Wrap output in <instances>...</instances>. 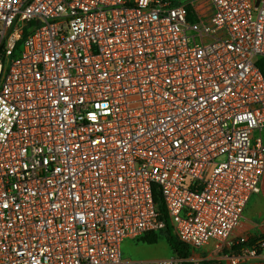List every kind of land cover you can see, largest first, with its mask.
Wrapping results in <instances>:
<instances>
[{
	"label": "built area",
	"instance_id": "2783aa9c",
	"mask_svg": "<svg viewBox=\"0 0 264 264\" xmlns=\"http://www.w3.org/2000/svg\"><path fill=\"white\" fill-rule=\"evenodd\" d=\"M262 129L264 0H0V264L258 258ZM155 186L187 258L123 257Z\"/></svg>",
	"mask_w": 264,
	"mask_h": 264
},
{
	"label": "trees",
	"instance_id": "16d2710c",
	"mask_svg": "<svg viewBox=\"0 0 264 264\" xmlns=\"http://www.w3.org/2000/svg\"><path fill=\"white\" fill-rule=\"evenodd\" d=\"M153 196L157 208L161 214V218L166 221V228L157 233L154 232L148 233L138 238V241L148 245H155L159 242L162 236H165V239L169 244L171 254L173 257L187 258L191 256L193 252L192 248L188 244L184 243L179 239V237L175 234L173 227L169 223L162 194L160 193V190H158V187L156 186L153 192ZM262 243H264V236L251 237L248 238V240L243 243L234 245L232 247V251L235 253H239L244 248L254 247L257 249V254L260 255L261 254L260 245ZM184 264H194V263L185 262ZM201 264H216V261H204Z\"/></svg>",
	"mask_w": 264,
	"mask_h": 264
},
{
	"label": "crops",
	"instance_id": "0c3cea01",
	"mask_svg": "<svg viewBox=\"0 0 264 264\" xmlns=\"http://www.w3.org/2000/svg\"><path fill=\"white\" fill-rule=\"evenodd\" d=\"M255 135L256 136L262 135V138L264 141V129H262L261 131H256ZM237 235L244 236L247 238L264 236V176L261 181V192L253 195L249 199L244 209L242 226L237 231ZM129 239H135V238H129ZM135 240L139 242L138 239H135ZM140 243H143V242H140ZM122 252H123V249H122ZM144 260H152V259H144ZM241 264H264V245L261 247V254L259 255L258 258L248 260Z\"/></svg>",
	"mask_w": 264,
	"mask_h": 264
},
{
	"label": "rangeland",
	"instance_id": "374dc122",
	"mask_svg": "<svg viewBox=\"0 0 264 264\" xmlns=\"http://www.w3.org/2000/svg\"><path fill=\"white\" fill-rule=\"evenodd\" d=\"M262 246L263 245L260 246V249ZM122 249H123V256L126 259L144 260V259H159V258H166L172 256L169 244L165 239V236H162L159 242L155 245H147L145 243H140V241L137 242L135 239H127L123 243ZM211 252H212V246H207L206 248L200 249L196 254L209 256ZM214 256H216V254H214Z\"/></svg>",
	"mask_w": 264,
	"mask_h": 264
}]
</instances>
